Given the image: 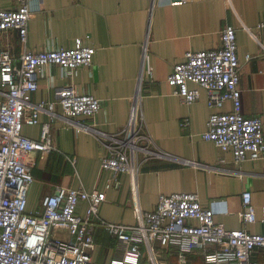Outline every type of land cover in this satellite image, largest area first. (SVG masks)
Segmentation results:
<instances>
[{
	"label": "crops",
	"instance_id": "0c3cea01",
	"mask_svg": "<svg viewBox=\"0 0 264 264\" xmlns=\"http://www.w3.org/2000/svg\"><path fill=\"white\" fill-rule=\"evenodd\" d=\"M18 5V0H0L3 10H14ZM262 21L264 0H44L41 10L29 21L26 43H22L16 30L5 33L3 43L16 57L30 50L71 48L79 39L95 48L92 64L81 67L72 78L64 77L59 66L45 67L39 88L32 93V102L56 101L58 89L71 82L80 94H91L101 100V108L94 117L82 116L79 121L91 123L107 134L117 133L125 126L142 65L146 76L151 69L152 79L142 85L144 130L157 149L173 158L142 163L141 209H154L162 194L192 192L199 195L203 206L217 211L218 222L261 233L264 231L260 221L264 218V159H248L236 165L232 153L202 139L211 113L207 91L190 83L191 88L199 90L200 97L190 105L185 104L175 94L176 87L168 77L174 65L185 61L188 51L220 48L222 30L233 26L241 61L242 111L246 117L258 115L264 122V32L258 28ZM145 44L147 57L143 63ZM3 92L0 84V100L4 99ZM232 109L233 104L227 102L224 111ZM55 112L51 132L56 149L45 156L37 152L28 155L34 164L28 211L42 210L43 199L57 186L83 187L105 192L106 201L99 209L101 219L137 224L131 178L122 174L117 184L106 188L109 174L102 171L101 160L108 150L100 138L70 126L59 104ZM186 119L188 125L183 124ZM41 121L50 122V115L43 112ZM23 134L39 139L41 125H24ZM184 160L202 166L186 164ZM245 191L252 194L256 223L241 220ZM87 207V202L80 203L78 213L84 216ZM95 223L93 264L126 261L131 246L114 238L98 221ZM58 234L56 231L55 235ZM152 247L157 264H204L203 255L197 251L182 261L176 245H164L156 239ZM253 256L259 264H264V249L257 248ZM148 262V251L141 245L138 263Z\"/></svg>",
	"mask_w": 264,
	"mask_h": 264
},
{
	"label": "built area",
	"instance_id": "2783aa9c",
	"mask_svg": "<svg viewBox=\"0 0 264 264\" xmlns=\"http://www.w3.org/2000/svg\"><path fill=\"white\" fill-rule=\"evenodd\" d=\"M43 1L18 0L16 9H0V84L4 89V99L0 100V264H93L95 221L118 241L131 246L126 261L112 264H139L141 245L148 251L147 264H157L152 247L156 239L164 245H176L182 261L189 253L197 251L203 255L204 264H259L253 254L257 248L264 249V231L251 233L243 227L230 228L218 222L217 211L203 206L197 193L162 194L154 209H141L142 163L155 158H173L157 149L144 130L142 85L152 79L151 69L146 76L144 64L131 98L129 119L117 133L107 134L91 123L79 121L82 116L94 117L101 108V100L91 94H80L71 82L58 89L56 101L32 102V93L38 90L45 67L59 66L64 77L72 78L81 67L92 64L96 53L95 48L79 39L71 48L30 50L20 57L11 54L3 43V35L16 30L25 44L29 21L41 10ZM258 28L264 32V21ZM253 36L260 41L257 34ZM221 38L218 49L188 51L185 61L174 65L168 81L176 87L175 94L188 105L200 97L199 90L191 88L190 83L207 91L211 113L202 139L232 153L236 165L248 159H264V122L260 116L246 117L242 111L236 29L226 26ZM142 57L144 63L147 44ZM250 58L247 56L248 60ZM227 102L233 104L232 111H224ZM57 104L62 107L70 126L79 132L95 134L108 150V155L101 160L102 171L109 174L106 188L117 184L122 174L131 178L137 224L101 219L99 209L106 201L105 192L88 191L83 187L57 186L43 199L42 210L28 211V192L34 182V164L28 155L37 152L45 156L56 149L51 124L57 116ZM43 112L50 115V122L41 121ZM183 124L188 125L189 121L186 119ZM24 125H41V137L32 139L24 135ZM184 162L202 166L190 160ZM242 201V222L256 223L251 192L245 191ZM82 202L88 203L84 216L77 211ZM260 221L264 224V218ZM56 231L60 232L58 236Z\"/></svg>",
	"mask_w": 264,
	"mask_h": 264
}]
</instances>
